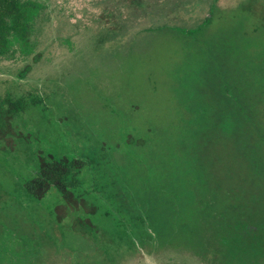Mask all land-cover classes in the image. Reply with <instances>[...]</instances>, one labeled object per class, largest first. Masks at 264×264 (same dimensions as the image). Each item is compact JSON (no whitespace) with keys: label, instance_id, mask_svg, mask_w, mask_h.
<instances>
[{"label":"rangeland","instance_id":"1","mask_svg":"<svg viewBox=\"0 0 264 264\" xmlns=\"http://www.w3.org/2000/svg\"><path fill=\"white\" fill-rule=\"evenodd\" d=\"M40 1L45 8L28 45L0 56V98L29 90L40 97L37 106L9 119L0 104V262L18 253L7 241L23 234L37 240L47 232L41 243L48 238L49 247H41L51 248L60 264H201L183 247L148 254L153 225L130 217L140 210L133 187L142 190L146 182L134 178L126 158L144 150L158 164L173 149L184 155L176 141L190 139V111L180 97L188 96L183 74L196 70L201 59L189 55L193 48L184 38L203 22L207 64L220 66L207 76V89L199 87L200 97L207 90L209 104L218 91L235 99L224 102L222 125L207 116L205 170L207 158L224 162L223 155L238 153L250 171L263 163L264 0H140L134 13L120 0ZM162 2L173 5L166 9ZM29 63L31 70L19 77ZM239 107L250 110L236 119ZM140 138L147 140L144 146L136 143ZM220 148L223 155L214 157ZM63 156L92 161L79 173L75 193L84 205L59 207L53 190L33 199L23 188L41 159ZM252 189L237 195L243 205L255 194L258 203L261 192ZM115 190L120 195L112 198ZM91 206L95 215L86 213ZM86 218L95 231L80 223Z\"/></svg>","mask_w":264,"mask_h":264},{"label":"trees","instance_id":"2","mask_svg":"<svg viewBox=\"0 0 264 264\" xmlns=\"http://www.w3.org/2000/svg\"><path fill=\"white\" fill-rule=\"evenodd\" d=\"M120 1L132 13L142 7L140 0ZM168 3L158 5L170 9L173 4ZM177 6L178 3H175L174 8ZM44 8L40 0H0V56L12 55L17 44L24 47L28 45L34 23ZM201 28L203 24L198 25L196 30ZM38 59L39 54L34 55L32 63ZM32 63L20 70L19 77H24L31 70ZM210 63L207 64V76L217 70ZM202 94L201 90H191L187 97L180 96L183 106L186 105L191 111L207 109V116H213L216 119L214 122L222 125L227 112L224 102L234 104L235 99H227L218 91L212 98L213 104H209L206 94L204 99L200 97ZM196 97L199 102L195 100ZM39 101L40 97L30 90L19 96L9 93L0 98V104L5 106L6 119L13 114L25 112L30 106H37ZM249 110L239 107L238 115L234 117L238 119L240 115L248 114ZM197 124L195 119L190 122V139H187V143L176 140L182 146L181 150L184 149L183 156L173 149L171 156L162 163L154 164L148 152L141 150L131 160L126 158L134 178L139 176L146 182L142 190L133 187L132 199L134 203H139L140 210L132 212L135 214L130 217L135 220V224L153 225L148 227V236L153 240L148 254L160 256L168 247L177 250L183 247L194 253L201 264H264V154H260L263 163L260 166L253 165L254 169L250 171L251 165L247 169L238 158L239 153L237 157L231 155L226 158L222 148L213 150L214 157L223 155L225 161L216 162L207 158L206 171L204 156H208L209 152L207 123H202L201 129ZM146 142L140 138L136 143L144 146ZM137 158L139 160L135 161ZM91 162L88 158L68 156L41 159L34 177L26 181L23 188L33 199H41L53 190L61 197L62 203L57 205L59 207L63 206V202L75 206L84 205L86 201L75 193L80 185L79 173ZM118 171L119 163L117 176ZM100 177L111 181L110 178L105 179L104 174H100ZM252 188L261 192L258 203L255 194L252 201L247 199V205H243L237 195H246ZM117 193L119 191L115 190L111 197L120 195ZM86 213L95 215L94 206L88 208ZM48 214L52 215L51 212ZM57 219L61 217L57 215ZM79 221L81 224L86 223L93 231L96 230L89 218ZM115 223L121 224V221ZM92 230L87 231L93 233ZM47 234L44 232L37 240H32L31 234L29 237L23 234L19 240L7 241L11 245L10 251L16 249L18 253L10 256L7 254L6 260L0 264H60L51 248L41 247L42 244L49 247L50 239L41 243L43 237H48ZM2 252L0 247V255ZM76 261L73 263L70 260L66 264H81L80 259Z\"/></svg>","mask_w":264,"mask_h":264},{"label":"flooded vegetation","instance_id":"3","mask_svg":"<svg viewBox=\"0 0 264 264\" xmlns=\"http://www.w3.org/2000/svg\"><path fill=\"white\" fill-rule=\"evenodd\" d=\"M187 22L189 23L191 21H187ZM192 24H194V22ZM201 24H203V22ZM196 29L191 30L194 33L192 34L188 33L186 34L187 38H184L188 42H190L191 48H193L192 52L189 55L191 57L198 55L201 58L196 70H193L190 68L188 72L183 74L182 81L186 83V87H188V95H189V91L191 90L192 92L194 91L196 92V90L198 92V90H200L199 87H202V86L205 89H207V33L204 32L205 29L203 28L199 30H196ZM145 30H146V27L144 30H142V32H144ZM218 66L220 65H216V67ZM204 94H206L207 96V91ZM183 96H186V95H183ZM188 98L192 99L191 97H188ZM195 100L199 102V99L197 97L195 98ZM189 111H190V114H189L190 122L194 121L195 119V123H198L197 127L201 129L200 126H202V123L203 124L207 123V109L206 110L193 109L192 111L191 110Z\"/></svg>","mask_w":264,"mask_h":264}]
</instances>
